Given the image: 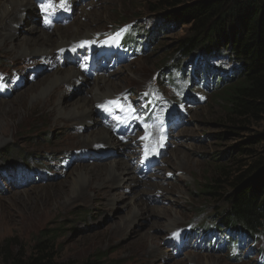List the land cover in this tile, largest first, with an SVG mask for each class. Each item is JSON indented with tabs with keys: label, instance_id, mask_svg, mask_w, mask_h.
I'll return each mask as SVG.
<instances>
[{
	"label": "rangeland",
	"instance_id": "374dc122",
	"mask_svg": "<svg viewBox=\"0 0 264 264\" xmlns=\"http://www.w3.org/2000/svg\"><path fill=\"white\" fill-rule=\"evenodd\" d=\"M156 1L66 0L63 7L61 0H29L37 15L23 10L17 36L0 48V264L30 255L42 231L56 236V259L65 264L94 256L109 264H264V236L255 241L227 231L201 233L228 204L215 198L221 166L227 167L229 184L264 152V114L230 110L214 86L194 78L197 69L188 77L172 71L168 52L191 34L190 22L159 31L148 53L121 48L123 32L155 29L172 11L150 12ZM34 19L49 33H74L75 26L79 41L50 58L25 60L17 46L36 36L30 30ZM14 44L19 49H11ZM191 62L182 63L189 72ZM72 64L80 80L75 87L60 86L63 95L50 102L40 91L57 67ZM209 66L225 67L226 73L240 68L229 53L204 60L200 68L207 72ZM101 78L109 81L114 98L93 102L92 120L78 127L61 121L60 112L91 101ZM102 128L122 148H83L80 135ZM119 160L153 185L140 182L130 189L127 174L109 188L94 182L90 190V179L73 184L80 168L115 167ZM98 190L103 197H96ZM230 193L223 191L225 197ZM134 203H146L148 211L138 216ZM169 223L173 227L167 229Z\"/></svg>",
	"mask_w": 264,
	"mask_h": 264
},
{
	"label": "trees",
	"instance_id": "16d2710c",
	"mask_svg": "<svg viewBox=\"0 0 264 264\" xmlns=\"http://www.w3.org/2000/svg\"><path fill=\"white\" fill-rule=\"evenodd\" d=\"M168 8L172 11L160 17L155 29H139L138 39L143 42L145 53L150 51L159 31L190 22L191 34L179 39L168 52L172 71L178 69L181 76L188 77L197 69L194 78L200 77L201 85L205 79L214 86L217 99L230 110L241 116L264 114V0H202L189 4L184 0H159L149 10L159 13ZM222 53H229L240 68L226 73L225 67L209 66L207 72L202 71L204 60L219 58ZM187 59L193 61L192 72L182 66ZM227 177V167L221 166L215 198H223L227 207L221 218L201 233L206 236L211 231L218 234L227 231L256 241L264 236V152L245 171L231 177L229 184ZM226 187L231 190L227 197L223 195ZM55 237L42 231L30 255L20 253L7 261L10 264H65L57 262ZM83 264L109 263L102 256H94Z\"/></svg>",
	"mask_w": 264,
	"mask_h": 264
},
{
	"label": "bare ground",
	"instance_id": "6f19581e",
	"mask_svg": "<svg viewBox=\"0 0 264 264\" xmlns=\"http://www.w3.org/2000/svg\"><path fill=\"white\" fill-rule=\"evenodd\" d=\"M32 2L30 3L29 0H0V48L17 36V34H15V25L19 24L20 17L23 14V10H29L34 14V16L37 15L35 14V5H33ZM30 26L31 32L35 33L36 36H31L29 39L24 40L20 46H17L23 52L21 57L23 59L38 54L50 58L54 50L69 46L73 44L72 42L75 43L79 41L78 39L75 40L80 35L76 30L75 26L72 27V29L75 30L74 33L68 32L64 28H60L59 30L54 31L53 33H49L48 30L40 28L35 23V19L32 21ZM87 33L89 34V32ZM17 47L16 44H14L11 49H16ZM80 76L82 75L78 72L77 65L75 64H72V66H70L69 68L57 67V69H55L52 73V77L49 79L47 84L43 86V91H40V93H42L43 95L48 94L50 102L55 101L56 97H60L61 95H63V91L59 90L58 88L63 84L68 85L69 87H75L77 85V82L80 80ZM83 80H86V78H84ZM107 83H109V81L105 78L98 79L95 82V87L93 91L94 93L91 101H84L86 103H83V108L76 107L77 109L72 110L71 112H60V120H63V122L64 120H68L69 122L73 123V125H76V127L85 122V120H87V122L92 120V115L94 111L92 103H99L101 101L107 99L110 100L114 98L113 95L115 94L112 89H110V86L107 85ZM55 120L56 122L59 121V119L57 118ZM80 138H84L82 144L85 145V147L83 148L100 147L106 149H119L123 146L120 145L121 143L111 137L110 133L103 128L101 129V131L97 130L96 132H91L87 135H80ZM86 145L88 146L86 147ZM131 149L133 148H130L129 150ZM116 163L117 165L115 167H112V165H101L95 167L93 170H88L86 168L84 169L79 167L80 169L77 170V175L72 179L73 184L78 185L79 182L89 181L90 179V184L88 185L90 190L92 189V185L94 184V182L97 183L96 185L99 188L103 187L104 185H107L108 187L106 188H109L114 186L117 181H120L122 174H127L128 177L126 178V181L128 180L127 182L131 183L129 186L130 189L134 188L133 186L139 184L140 182L143 183V185L147 186L153 185V183L150 185L147 184L145 181L143 182V180H140L138 175L134 174L135 169H133L129 162L125 160H119ZM95 192H97L95 193L96 197H103L104 195L101 190ZM144 204L146 203H140L139 205H137V203L133 204L138 216L148 211V208ZM140 205H143V207L141 208ZM166 227L167 229H169L170 227H173V225L169 223Z\"/></svg>",
	"mask_w": 264,
	"mask_h": 264
},
{
	"label": "snow or ice",
	"instance_id": "6c2138e0",
	"mask_svg": "<svg viewBox=\"0 0 264 264\" xmlns=\"http://www.w3.org/2000/svg\"><path fill=\"white\" fill-rule=\"evenodd\" d=\"M61 5L63 7H66V0H61ZM42 10H44V9H42ZM46 23H48V21H46ZM108 103H109V105L115 104V105L120 106L121 108H123V106L119 104V101H109ZM106 110H110V109H106ZM145 138H147V137H145Z\"/></svg>",
	"mask_w": 264,
	"mask_h": 264
}]
</instances>
